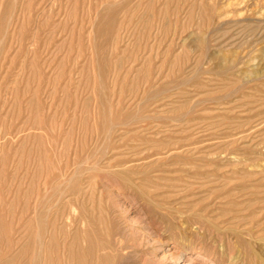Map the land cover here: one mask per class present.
<instances>
[{
    "label": "rangeland",
    "instance_id": "1",
    "mask_svg": "<svg viewBox=\"0 0 264 264\" xmlns=\"http://www.w3.org/2000/svg\"><path fill=\"white\" fill-rule=\"evenodd\" d=\"M183 254L264 264V0H0V264Z\"/></svg>",
    "mask_w": 264,
    "mask_h": 264
},
{
    "label": "bare ground",
    "instance_id": "2",
    "mask_svg": "<svg viewBox=\"0 0 264 264\" xmlns=\"http://www.w3.org/2000/svg\"><path fill=\"white\" fill-rule=\"evenodd\" d=\"M41 242H42V241H41ZM43 245H44V244H43ZM235 245H236V244H235ZM38 246H39V245H38ZM39 247H40V246H39ZM41 247H42V245H41ZM41 247H40V249H41ZM179 254H180V253H179ZM198 254H199V253H198ZM235 255H236V254H235ZM40 256H41V254H40ZM183 256H184V254H183ZM183 256H182V257H183ZM200 256H201V255H200ZM237 256H239V255H237ZM255 256H256V255H255ZM201 257H202V256H201ZM12 258H13V257H12ZM189 258H190V257L187 256V255L184 256V260H189ZM163 259H164V258H163ZM169 259H170V258H169ZM195 259H196V258H195ZM261 259H262V258H261ZM261 259H260V260H261ZM10 260H11V259H10ZM39 260H40V258H39ZM42 260H43V259H42ZM242 260H243V259H242ZM248 260H249V259H248ZM40 261H41V260H40ZM190 261H191V260H189L188 263L191 264L193 260H192L191 262H190ZM254 261H255V260H254ZM197 262H198V261H197ZM197 262H195V263H197ZM207 262H208V261H207ZM39 263H41V262H39ZM188 263H187V264H188ZM240 263H241V262H240ZM258 263H260V262H257V264H258ZM35 264H36V263H35ZM41 264H42V263H41ZM199 264H200V263H199Z\"/></svg>",
    "mask_w": 264,
    "mask_h": 264
}]
</instances>
